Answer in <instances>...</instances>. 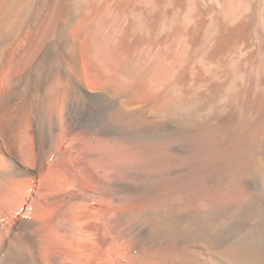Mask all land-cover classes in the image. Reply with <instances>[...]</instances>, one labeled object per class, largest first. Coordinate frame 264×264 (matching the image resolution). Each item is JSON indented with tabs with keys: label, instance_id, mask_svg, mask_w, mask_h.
<instances>
[{
	"label": "bare ground",
	"instance_id": "1",
	"mask_svg": "<svg viewBox=\"0 0 264 264\" xmlns=\"http://www.w3.org/2000/svg\"><path fill=\"white\" fill-rule=\"evenodd\" d=\"M256 57L240 105L230 91ZM226 126L245 195L155 204L122 233L100 173L132 143ZM66 139L78 151L57 165ZM105 234L133 246L107 261ZM0 264H264V0H0Z\"/></svg>",
	"mask_w": 264,
	"mask_h": 264
},
{
	"label": "rangeland",
	"instance_id": "2",
	"mask_svg": "<svg viewBox=\"0 0 264 264\" xmlns=\"http://www.w3.org/2000/svg\"><path fill=\"white\" fill-rule=\"evenodd\" d=\"M258 58L256 57L253 61L254 65H251V69L247 68L248 70L241 71L233 90L230 91L233 93L231 97H235L240 105L255 99L259 90L260 61ZM249 99L250 101H248ZM173 108H168L165 112L166 122L172 124L182 121ZM209 119L211 120L210 117ZM228 131V126H226L214 131L192 130L180 136L161 133L157 136L159 138L157 141L132 143L130 153L115 160L116 169L100 173L105 188L103 206L105 209H108L110 205L116 207L115 210L122 220L120 223L122 233H126L130 229L144 231L147 228L144 220L147 207L155 204L174 208L176 206L214 205L218 202L227 204L232 201V197L233 200L242 198V195H245L243 188L245 181L251 173L245 168L249 167V164H246L247 161L241 160L238 163L234 161L231 163L232 166L230 163L228 164L225 158L227 155L225 149H227L230 137ZM76 145L71 139H66L58 144L59 152L62 155L61 161L58 160L57 165L61 162L65 164L66 160L72 164L70 157L66 158V156L74 153L75 150L78 151L76 149L78 147L75 148ZM69 162L68 165H70ZM245 173L248 176L246 175L244 178ZM239 192L241 197H238ZM76 194L79 193L76 192ZM86 203L90 208L95 209L96 199L94 196H89ZM140 208L142 209L140 210ZM142 212H144L143 215ZM104 236L107 261L114 258L115 255L116 259L125 256L128 249L133 246L132 240L130 239V241L122 235L123 240L118 242L121 249L117 246L116 250L115 247L112 248L109 245V234ZM74 245L72 248L76 247L75 249L78 250L77 245ZM108 246L111 248L107 249ZM141 248L147 249L145 245Z\"/></svg>",
	"mask_w": 264,
	"mask_h": 264
}]
</instances>
